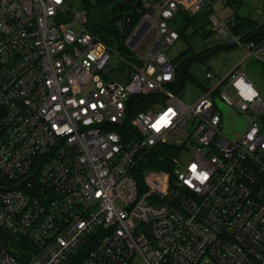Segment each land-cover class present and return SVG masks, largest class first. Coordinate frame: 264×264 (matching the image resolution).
<instances>
[{
  "label": "built area",
  "instance_id": "built-area-1",
  "mask_svg": "<svg viewBox=\"0 0 264 264\" xmlns=\"http://www.w3.org/2000/svg\"><path fill=\"white\" fill-rule=\"evenodd\" d=\"M125 4L134 16L115 27L128 54L67 0H0V264H264L258 91L238 70L192 105L171 86L176 14L208 10L222 35L227 22L209 0ZM136 96L151 103L127 120ZM215 98L246 116L241 131L222 132ZM180 132L184 165L183 142L171 173L139 171Z\"/></svg>",
  "mask_w": 264,
  "mask_h": 264
},
{
  "label": "trees",
  "instance_id": "trees-1",
  "mask_svg": "<svg viewBox=\"0 0 264 264\" xmlns=\"http://www.w3.org/2000/svg\"><path fill=\"white\" fill-rule=\"evenodd\" d=\"M227 3L238 4V0H226ZM97 5H111V11L108 15V21L106 25L103 24H90L88 25L89 29L97 32V33H107L110 34L114 39V44L117 46L118 50L123 53L128 54L126 47L120 41L122 35L115 27V21L124 16L131 15L134 16V11L131 9L130 5L125 4L123 1L116 0H78V7L89 10L92 6ZM209 11L201 10L195 14H188L186 12H178L173 19V23L178 31L179 39L184 37V32L188 28H192L193 32L198 31V29H204L207 26H210L208 20ZM176 17H178L180 24L176 23ZM234 25L229 27L230 33L232 37L239 38L241 41L247 42L252 41L257 44H261L264 40V22L261 24H256L249 18H242L238 15L234 14ZM240 34V35H239ZM236 46L234 43H228L224 46H219L217 48H213L211 50L205 51L201 54H195L190 50L185 51L184 54H190L184 60L179 62L178 66H176L175 62L178 61L172 60L171 62L175 67V75L177 88L180 83L182 84L185 80L194 79L191 77L188 69L191 64L206 60L212 53L219 51L220 49L232 48ZM177 92V90H174ZM151 100L144 97H132L128 102V114L127 120L131 119L133 115L140 110H145L149 107ZM127 124V123H126ZM181 147L170 144H158L154 146L140 161L138 169L139 171H143L144 169H154L161 170L167 173H171L174 168V159L178 157L179 151ZM138 180L141 179L140 176L136 177Z\"/></svg>",
  "mask_w": 264,
  "mask_h": 264
},
{
  "label": "crops",
  "instance_id": "crops-1",
  "mask_svg": "<svg viewBox=\"0 0 264 264\" xmlns=\"http://www.w3.org/2000/svg\"><path fill=\"white\" fill-rule=\"evenodd\" d=\"M212 5L214 6V9L218 12L219 16L225 20L228 24V27H231L234 25V14L238 15L242 18H249L248 16L241 13V8L244 6L245 0H238V4H231L225 2V4H222L220 0H209ZM108 18V17H107ZM250 19V18H249ZM252 20V19H251ZM254 22V21H253ZM264 22V21H263ZM262 22V23H263ZM256 23V22H255ZM261 24V23H256ZM240 35V34H239ZM184 37L177 40L172 47H176V50H173L170 52V47L167 50V53L169 57L172 60L178 61L175 62L176 66H178L179 62L184 60L186 57H188L190 54H185V51L190 50L191 52L195 54H201L205 51L211 50L213 48H217L219 46H224L228 43H230V39L232 38V35L230 33V29L228 28L227 34H219L215 32L210 26H207L204 29H198V31L193 32L192 28H188L184 32ZM225 37V38H223ZM250 57H256V56H248L246 53V50L239 46H233L232 48H223L219 51H216L212 53L206 60L204 61H198L190 65L188 72L190 73L191 77L194 79L192 80H185L182 84L180 83L179 87L177 88L176 85V75L175 80L173 84L171 85L174 90H177L176 95L178 99L186 104V105H192L196 103L201 97H203L207 92H209L210 89H212L214 86L217 85L219 81L226 78V76L232 71V70H238L243 62L247 61V58ZM252 63V62H251ZM248 66V65H247ZM197 68L203 70L204 74L202 78H196L194 76L193 71ZM252 66H249L246 72H242L245 74L246 78L252 82L253 86L258 89V91L264 90V84L261 78L255 73H253L252 70H250ZM210 72L212 74L211 78H206V73ZM183 84L189 85L191 90L193 91L191 96H187L186 94H179ZM195 89L197 92L195 93ZM210 96V94H209ZM213 97V95L210 96V98Z\"/></svg>",
  "mask_w": 264,
  "mask_h": 264
},
{
  "label": "rangeland",
  "instance_id": "rangeland-1",
  "mask_svg": "<svg viewBox=\"0 0 264 264\" xmlns=\"http://www.w3.org/2000/svg\"><path fill=\"white\" fill-rule=\"evenodd\" d=\"M69 9L76 10L78 9V0H67ZM264 7V0H245L244 6L241 8V13L248 16L252 21L256 23H262L264 21V11H262V8ZM88 11V17L92 24H103L106 25L108 21V15L111 11V5H97L92 6ZM176 23L180 24V21L178 17H176ZM97 22V23H95ZM90 23V22H89ZM102 39H105L106 42L112 43L110 39H107L108 37L105 35H100ZM225 38V37H223ZM226 39V38H225ZM261 52L259 55H252L256 57H250L247 58V61L243 62L241 67L238 69L239 72H246L249 66H252L250 70L253 71V73L257 74L259 78L263 81L264 84V40L260 44ZM170 50V49H169ZM176 50V47H172L170 52ZM120 53H123L119 50ZM252 62V63H251ZM248 65V66H247ZM113 67V66H112ZM118 71L121 74H124L125 68L124 64L120 63L116 67L111 69V72L109 74V77L114 79H120L118 75H114V73ZM194 76L197 78H202L204 72L203 70L197 68L193 71ZM108 76V75H107ZM106 76V77H107ZM256 89V88H255ZM193 90V89H192ZM191 90L189 85L183 84L179 94H186L187 96H191L193 91ZM258 91V89H256ZM197 90L195 89V93ZM229 96L234 97L231 90H227ZM259 97L261 101L264 104V90L258 91ZM215 106L220 112L222 116V132L226 135H231L233 131H241L247 122L246 116L239 113L234 106L227 105L224 103L221 99L215 98L214 100ZM262 124H264V118L260 120ZM167 144L170 145H177L184 142L182 148L183 151L180 155L179 162L181 165H184L192 156H191V145L189 140H186L185 132H180L177 135L168 136L166 138ZM214 264V263H213Z\"/></svg>",
  "mask_w": 264,
  "mask_h": 264
},
{
  "label": "water",
  "instance_id": "water-1",
  "mask_svg": "<svg viewBox=\"0 0 264 264\" xmlns=\"http://www.w3.org/2000/svg\"><path fill=\"white\" fill-rule=\"evenodd\" d=\"M129 2V0H124V3H128Z\"/></svg>",
  "mask_w": 264,
  "mask_h": 264
},
{
  "label": "snow or ice",
  "instance_id": "snow-or-ice-1",
  "mask_svg": "<svg viewBox=\"0 0 264 264\" xmlns=\"http://www.w3.org/2000/svg\"><path fill=\"white\" fill-rule=\"evenodd\" d=\"M195 167V166H194Z\"/></svg>",
  "mask_w": 264,
  "mask_h": 264
}]
</instances>
